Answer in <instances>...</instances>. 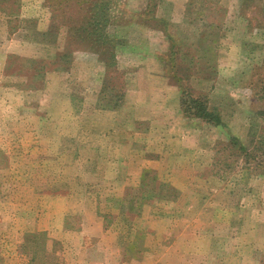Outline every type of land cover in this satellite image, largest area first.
<instances>
[{
    "label": "rangeland",
    "instance_id": "1",
    "mask_svg": "<svg viewBox=\"0 0 264 264\" xmlns=\"http://www.w3.org/2000/svg\"><path fill=\"white\" fill-rule=\"evenodd\" d=\"M86 1L91 8L96 0ZM192 1L190 16L197 20L207 9L201 0ZM210 1L224 10L217 74L211 82L193 79L183 87L195 95L215 87V93L205 96L207 105L222 112L225 121L208 131L206 148L195 158L198 183L191 197L202 201L193 206L154 203L143 209L147 219L135 221L123 195L103 189V181H98V214L107 230L119 236L123 263L144 259V264H264V0H205ZM77 2L0 0V263L24 264L33 258L32 264H62L59 245L50 242H55L52 236L46 238L35 230L52 225L54 229L52 211H62L66 197L79 191L86 175L80 172L86 163L78 155L75 158L79 144L73 137L85 133L80 119L88 112L77 108L82 95L87 103L90 94L84 71L103 69L105 90L95 111L112 116L125 109L123 77L124 69L131 66L130 54L163 50L157 33L163 34L167 45L165 33L188 42L194 39L191 26L171 27V0H156L155 13L142 17L156 29L135 23L138 14L149 10L147 0H100L101 5L111 4L113 12L114 25L105 34L119 42L114 62L105 67L87 44L95 42L92 28L82 33L88 19ZM212 11L204 15L218 20ZM105 48L102 45V52ZM175 51L181 52L179 47ZM165 79L172 89L180 90V85ZM231 139L239 142L246 157L232 149ZM106 162L102 154L99 166L105 168ZM188 207L191 221L184 215ZM150 217L155 220L152 228ZM55 224L61 228L77 222L64 219ZM139 227L144 235H135ZM171 231L180 234L171 237ZM67 242L72 246L76 240ZM87 243L82 256L74 255L83 259L80 264H114L115 251ZM186 245H191V252L182 251ZM42 246L48 253L56 251L55 256L42 254ZM72 258L69 253L68 262Z\"/></svg>",
    "mask_w": 264,
    "mask_h": 264
},
{
    "label": "crops",
    "instance_id": "2",
    "mask_svg": "<svg viewBox=\"0 0 264 264\" xmlns=\"http://www.w3.org/2000/svg\"><path fill=\"white\" fill-rule=\"evenodd\" d=\"M174 1L171 0L173 7L171 6L169 20L171 27L176 29L182 23L186 24L183 19L186 0H181V4ZM1 19H3V13L0 10ZM157 35L161 37L163 50L144 49L130 54L132 56L131 66L124 69L123 77L125 86L122 101L125 109L114 112L112 116H108L107 112L95 111L99 107V96L103 89V69L84 71V76L88 75L87 90L90 94L87 95V103L85 95H82L81 103L77 105V108L88 112L80 119L85 133L73 135V137L78 140L79 144L77 154H74L75 158L78 155L79 160L82 159L81 163H86V168L80 170L86 175L79 184L77 194L72 192L66 197L62 211H52L50 221L54 222V229L52 225L35 230V233L46 238L52 236L55 243L59 245L60 250H57V256L60 255L59 259L62 258V264L70 263L67 259L69 253L73 257L70 264H80L79 259L81 258H74V255L82 256L84 249L87 248V242H91L93 246L105 248L107 251H115L117 257L114 264H144V259L130 263H123L121 260L119 236L107 230L104 218L98 214L96 199L98 181H103V189H115L123 195V203L126 206H133L132 219L135 221L147 219L144 217L143 209L154 203L170 202L172 205L183 203L185 206H193L202 201V198L191 197L192 188L198 183L194 180L197 172L195 158L201 149L206 148L208 131L218 129V127L205 124L199 119L184 117L178 103L180 91L172 89L166 83L167 80L159 61L160 55L167 51V41L164 44L163 39L165 38L162 33H157ZM95 62L98 63L94 59L93 67L96 65ZM101 66L98 64V67ZM220 77L219 74L216 80ZM198 81L197 83L200 84L203 82ZM202 91L198 94L210 97L209 94L215 93L216 88L210 87ZM78 100L80 101V98ZM218 110L221 111V107ZM96 113H99L101 117L96 116ZM219 116L222 125L225 124L222 112ZM102 154L107 158L105 168L99 166ZM58 171L56 168L55 173ZM159 187L170 188L176 191L177 196L171 200L158 198L153 195L154 193L148 196L152 188L158 190ZM187 209L184 215L188 221H191V208ZM172 216L171 218H174ZM153 218H149L151 228L155 222ZM64 219L77 222V224L57 228L55 222ZM137 229L140 230H135V235H144L143 228ZM179 234L178 231H171V237ZM69 238L76 240L72 246L67 244ZM130 245L134 250H138L134 243ZM182 251L191 252V245L184 246ZM24 264H32V262L30 260ZM87 264H105V262L88 261Z\"/></svg>",
    "mask_w": 264,
    "mask_h": 264
},
{
    "label": "trees",
    "instance_id": "3",
    "mask_svg": "<svg viewBox=\"0 0 264 264\" xmlns=\"http://www.w3.org/2000/svg\"><path fill=\"white\" fill-rule=\"evenodd\" d=\"M155 1L156 0H147V9L149 7V10L138 14L139 18L135 21L137 25H143L148 28L156 29V27L149 25L150 21L143 20L142 18L145 17L146 14L151 16L153 13H155ZM99 2L100 0L93 2L91 4V8L88 7L89 2L86 0H78L77 4L80 7H83L84 12L87 13L88 21H85L86 27L82 29V33L88 31L89 28H92L93 32L91 36L95 37L94 44H91L88 40L87 44L89 45V49L92 52L98 54L99 60L104 64L105 67H107L115 60L114 50L119 42L117 40L115 41L113 39H108L105 34L107 27L109 25H114L112 6L111 4L107 6V3H103L101 5ZM201 2L203 3V8L207 9V11L200 13L199 19L193 20L190 16V9L193 6L192 0H188L186 4L187 10L184 13L183 19L186 25L192 27L190 35L194 37L193 42H188L190 41L189 39L179 40L172 35L170 36L168 33H165L166 39L169 40L168 51L166 54H163L159 57V61L165 76L169 80L173 81L175 85L178 87L180 85L181 87L179 88L181 99L179 108L184 117L189 119H199L205 124L211 125L213 127H219L222 126L219 113L209 109L206 97L204 95L202 96V94L195 95L192 92L193 90L190 89V91L186 90V88H183L185 85L187 87V84H189V82L193 79L211 82L215 79L217 74L215 69V58L216 53H218L219 43L224 38L223 22L221 21L224 10L220 6L215 7L218 4L216 1H210L206 3L205 0H201ZM209 4H213V6ZM211 10H214L212 12H215V14L219 16L218 20L213 15H204ZM151 21H153V17L151 18ZM158 23L159 21L156 22V24ZM162 23L165 27L167 26V22L164 20ZM80 30L81 29L78 31ZM102 45L106 47L103 52L101 50ZM176 47H179L181 52L175 51ZM104 90L105 85L103 82V89L101 93H104ZM230 143L232 145V149H235L237 152H241L246 157V152L243 150V148H241V146H239V142L237 140L231 139ZM146 179L147 177L145 176L144 180L146 181ZM152 183H154V180H152ZM152 194L156 195L158 198H167V200L174 199L177 196L176 191L171 190L170 188L162 187H159L158 190L152 188L150 193H148V196H152ZM129 209L134 210L133 206L131 205H129ZM54 244L56 243L53 242V245ZM39 251L42 254H46V256H55L56 252L51 250L48 253L43 246L39 249ZM32 261H34L33 258H31V262Z\"/></svg>",
    "mask_w": 264,
    "mask_h": 264
}]
</instances>
